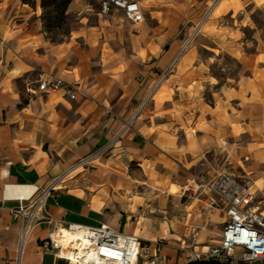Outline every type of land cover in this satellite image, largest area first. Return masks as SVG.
Returning a JSON list of instances; mask_svg holds the SVG:
<instances>
[{"label":"crops","instance_id":"0c3cea01","mask_svg":"<svg viewBox=\"0 0 264 264\" xmlns=\"http://www.w3.org/2000/svg\"><path fill=\"white\" fill-rule=\"evenodd\" d=\"M101 1L72 0L70 28L54 41L44 28L41 0L35 7L0 0V264H46L48 256L60 264L42 243L64 224H108L145 242L166 239L160 220H132L127 208L140 181L135 176L169 188L199 166L221 173L226 163L216 166L218 157L236 170L244 155L251 178H264V39L256 38L248 51L249 42L226 36L219 17L207 22L203 36L214 46H201L213 55L200 56L196 46L181 57L163 86L166 98L160 104L154 98L138 113L215 0H134L144 16L140 23L113 5L103 13ZM252 3L264 8V0ZM226 52L243 71L221 83L211 66ZM56 80L74 89L76 99L65 89L38 90L41 81ZM5 185L33 186L38 193L51 188L43 210L53 223L37 224L21 250V221L12 214L19 204L2 198ZM214 215L221 228L207 230L212 217L205 226L188 224V215L185 233L169 235L182 240L187 227H195L201 243L215 244L225 215L218 209Z\"/></svg>","mask_w":264,"mask_h":264},{"label":"built area","instance_id":"2783aa9c","mask_svg":"<svg viewBox=\"0 0 264 264\" xmlns=\"http://www.w3.org/2000/svg\"><path fill=\"white\" fill-rule=\"evenodd\" d=\"M102 12L107 13L111 5L124 11L126 17L140 23L144 20L141 6L134 0H102ZM160 79L158 80V83ZM158 85V84H157ZM156 85L152 89L155 90ZM66 90L70 99H76V91L64 85L61 80L41 81L38 90L54 93ZM151 91V92H152ZM27 185H5L1 196L19 205L12 210L21 221L20 250L31 230L40 223H53L43 210L45 197L51 188L41 193L35 190L29 197L8 198L7 192L14 187ZM211 195L208 207L222 210L225 215L219 240L215 244H203L199 240V229L187 227L185 240L176 247L179 254L174 263L163 254L162 241H143L138 236L115 230L108 224L87 227L79 224H64L56 228L49 240L42 243L45 251L52 252L57 261L66 264H258L264 263V181L258 186L251 177L221 172L210 182L200 184L198 190ZM191 196V188L185 193ZM213 195V196H212ZM188 197V196H187ZM211 213V212H210ZM76 234L68 246L59 247L57 239L60 230ZM78 234V237H77Z\"/></svg>","mask_w":264,"mask_h":264},{"label":"rangeland","instance_id":"374dc122","mask_svg":"<svg viewBox=\"0 0 264 264\" xmlns=\"http://www.w3.org/2000/svg\"><path fill=\"white\" fill-rule=\"evenodd\" d=\"M254 5L256 4L252 3V0H215L212 4H209V7L203 12L200 19H197L195 24H193L192 31L188 33L187 37L184 39L177 55L158 76L156 83L151 87L152 91L156 85L155 90L149 93L147 99L139 108L138 113H140L147 104H151L154 98L157 101V104H160V102L166 98L163 86L167 79L177 70L181 57L188 54V52L194 48L196 49V46L200 56L208 57L213 55L211 49L201 46L205 45L211 48L214 46L203 36L204 25L207 22L219 17L220 21L227 27L225 32L226 36L233 35L234 39L238 38L242 42H249L248 51H252L255 48L253 44L255 39H264V33L262 35L260 33L264 26V8L257 9L254 8ZM71 22L72 18L68 17L67 23L61 29L53 30L49 34L51 39L60 40L62 36L68 32ZM241 23L247 26L245 28L236 27L235 33L230 31L234 24L239 26ZM248 25H252L253 28L248 27ZM225 33L223 32V35H225ZM220 57L221 61L217 62L216 60L212 64L211 73L218 75L221 83L228 77L237 76V74L243 71L242 66L239 65V63L236 62L228 52L222 53ZM159 79L160 82L158 83ZM160 87L163 88L159 91ZM156 93L157 96L154 97ZM222 157H218V161H214L216 166L223 160L222 163H226L225 169L219 172L233 173L247 178L252 177V174L248 170L246 172L245 168L250 162V159L245 158L243 155L241 163L239 162V165L241 166H238L236 170H232L229 166V161ZM131 166L134 167V165ZM192 174L193 175L187 176L186 174L181 175V178H178L181 182L179 183L180 185L176 186L174 182H172L169 188H167L166 184L161 183V185L159 183H151L148 186L143 183V181L146 180L145 177L135 176L134 178H137L140 181L133 183V185H135L133 193H129L131 200L128 204L131 207L127 209H129L128 211H133L135 213V217H132L133 221H135L136 218H156L162 223V226L167 233L162 236L166 237V239H159L157 241H162L161 246L163 254L166 255L168 260L175 261L178 258L179 254H174V249L181 246V242L185 240V236L182 240H176L178 237L170 235H176V232H179L180 235L185 233L186 225L184 224L185 222L183 219H186L188 215V224H193L194 226L199 227L202 225L205 226L206 221H210V218L212 217L214 226H210L211 222H209L210 224L208 225L207 230L209 231L222 227L221 224H217L219 217L217 215L213 216L214 210H211L208 205H206V202H208L211 195L203 193V189L196 191L200 184L210 183L218 173H215L214 175L207 174L206 172H202V167L199 166L192 170ZM263 181L264 178L258 180L257 185H262ZM143 187H145V189ZM187 188H191V196H189L190 192L185 193ZM139 191L143 193H137ZM51 262L52 257L48 256L46 258V264H51ZM60 264L65 263L60 262Z\"/></svg>","mask_w":264,"mask_h":264},{"label":"trees","instance_id":"16d2710c","mask_svg":"<svg viewBox=\"0 0 264 264\" xmlns=\"http://www.w3.org/2000/svg\"><path fill=\"white\" fill-rule=\"evenodd\" d=\"M71 1L72 0H41L42 21L48 35L53 30L61 29L67 23V10ZM23 3L35 7L36 0H23Z\"/></svg>","mask_w":264,"mask_h":264},{"label":"bare ground","instance_id":"6f19581e","mask_svg":"<svg viewBox=\"0 0 264 264\" xmlns=\"http://www.w3.org/2000/svg\"><path fill=\"white\" fill-rule=\"evenodd\" d=\"M34 190H35V187L33 186L14 187L7 192L6 196L12 199L19 198V197H29L30 194H32ZM60 231H61L60 235L64 234L66 239H62L61 236L57 239L60 245L59 247H61L62 245L64 248H66L68 246V242L76 238L75 236L76 234L69 233L65 229H61ZM54 235H58V232L56 231ZM77 237H78V234H77Z\"/></svg>","mask_w":264,"mask_h":264},{"label":"water","instance_id":"95a60500","mask_svg":"<svg viewBox=\"0 0 264 264\" xmlns=\"http://www.w3.org/2000/svg\"><path fill=\"white\" fill-rule=\"evenodd\" d=\"M66 264V263H65ZM258 264H264V263H258Z\"/></svg>","mask_w":264,"mask_h":264}]
</instances>
